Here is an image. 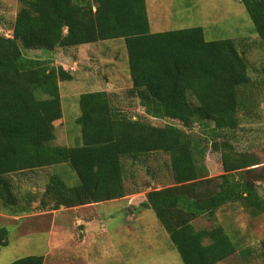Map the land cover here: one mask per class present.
<instances>
[{
	"label": "trees",
	"instance_id": "16d2710c",
	"mask_svg": "<svg viewBox=\"0 0 264 264\" xmlns=\"http://www.w3.org/2000/svg\"><path fill=\"white\" fill-rule=\"evenodd\" d=\"M240 1L264 51V0ZM17 4L10 34H0V202L5 211L17 215L37 203L42 211L122 198L130 166L165 155L172 184L147 191L141 205L153 210L183 264H217L234 254L237 245L222 225L197 229L193 219L214 218L227 202L238 203L252 217L264 214V195L257 190L264 165L229 141V132L249 120L255 107L237 41H207L201 27L151 32L145 0ZM112 39L123 40L132 82L128 92L145 117L120 110L117 94L82 92L76 119L81 144H56L63 118L59 84L73 74L54 56L28 57L22 48L52 52ZM148 117L175 120L181 127L156 126ZM208 151L220 154L223 175L207 177ZM35 173L45 179L42 191H23L15 178ZM7 236L0 226V246L8 244ZM261 249L264 254V239ZM7 264L45 263L42 255H28Z\"/></svg>",
	"mask_w": 264,
	"mask_h": 264
},
{
	"label": "rangeland",
	"instance_id": "374dc122",
	"mask_svg": "<svg viewBox=\"0 0 264 264\" xmlns=\"http://www.w3.org/2000/svg\"><path fill=\"white\" fill-rule=\"evenodd\" d=\"M146 3L152 25L156 22L158 26L155 31L201 27L207 41H237L253 82L246 91L254 93L255 107L249 120H241L237 129L229 132V141L237 151L254 154L260 161L259 165H264V51L244 5L240 0H146ZM17 7V0H0V34H10ZM22 51L28 57L54 56L58 59V55H62L63 58L57 61L69 70L74 68L73 76L83 74L88 76V80L98 79L101 84L109 82L116 86V79H122L121 75L113 74L114 64L119 66L115 69L117 73L121 70L123 74H129L122 39L99 41L67 50L56 48L52 52L24 48ZM79 57L78 64H74ZM102 60L108 63L101 66ZM85 82L65 81L59 84L64 129L57 127L56 144L69 147L81 144L80 128L76 123L80 114L78 96L82 92L95 91ZM128 90L122 99L114 100L116 105L129 112L130 117L135 114L144 116L138 99H134ZM148 120L156 126L168 123L181 127L175 120L149 117ZM196 130L194 125L193 131ZM204 164L208 178L223 175L219 153L208 151ZM15 179L23 191L30 188L36 194H40L45 181L40 173L31 177L30 174L20 175ZM171 184L167 156L150 155L130 166L125 180L128 195L119 199L70 208L50 209L47 206L42 211L38 210L40 206L36 202L31 211L17 215L7 213L0 202V226L8 231V244L0 246V264L28 255L45 256L46 264H183L153 210L141 205L147 191ZM257 190L264 195V179L257 183ZM215 224L222 225L237 245L234 254L217 264H264L261 249L264 214L252 217L238 203L227 202L216 211L214 218L204 214L193 219L197 229ZM83 232L88 240L82 235L84 240L78 241L77 235ZM71 238L76 242L73 246ZM60 258L63 261H59Z\"/></svg>",
	"mask_w": 264,
	"mask_h": 264
},
{
	"label": "crops",
	"instance_id": "0c3cea01",
	"mask_svg": "<svg viewBox=\"0 0 264 264\" xmlns=\"http://www.w3.org/2000/svg\"><path fill=\"white\" fill-rule=\"evenodd\" d=\"M145 5H146V11H147V17H148V22H149V29H150V31L151 32H162V31H155V30H157V28H158V26H156V22H154L153 23V25H152V21H151V19H150V15H151V12L148 10V8H147V3H146V0H145ZM92 44H94V43H92ZM86 45H90V44H86ZM59 57H58V59H55V63L56 64H60V65H62L65 69H68V68H66L63 64H62V62H58L57 60H61V58H63L62 57V55H61V57H60V55H58ZM56 58V57H55ZM79 59H80V57L78 58V60H75L74 61V64H78V61H79ZM114 61H116V59H114ZM98 62H100V61H98ZM119 62V61H118ZM105 63H108V62H105V61H101L100 62V65L101 66H103V65H105ZM115 63V62H114ZM119 66H116V64H114L113 65V67H112V69H113V74L114 75H117V74H119V75H121L122 77V79L121 80H119V79H116L117 80V85L116 86H114L112 83H109V82H106L105 84H101V82L98 80V79H91V80H88L86 77H88V76H84L83 74H81V75H77V76H73V79L71 80V81H75V82H78V84H80V83H82V81H87V82H85V84H87V86H88V84L90 85V86H92V87H94L95 88V91H106V92H108V93H110V94H117L118 96H116L117 98H120V99H122V97H123V94H124V92H126V90L127 89H130L131 88V81H130V74H123V72L120 70L118 73H117V71H115V69L116 68H118ZM70 70H71V73H72V71H75L74 70V68H70ZM81 71H83V73H89V74H91L90 72H88V71H84V70H81ZM76 72V71H75ZM128 73H129V71H128ZM104 78V77H103ZM82 84H84V83H82ZM103 88V89H102ZM60 96H61V93H60ZM58 123H59V125L58 126H62L63 127V123H64V120H63V118L62 119H60L59 121H58ZM63 129H64V127H63ZM65 131V130H64ZM57 137V136H56ZM64 137H65V139H66V131H65V133H64ZM58 145H63L62 143H58ZM126 195H128V194H126ZM125 195V196H126ZM124 196V197H125ZM144 199V198H143ZM115 200V199H114ZM91 204H95V203H91ZM88 205H90V204H88ZM50 211H53V210H50ZM50 211H48V212H50ZM85 225V224H84ZM81 230H82V228H81ZM82 235L84 236V239H85V237H86V235H85V232H83V233H79L77 236H78V238H77V240L78 239H80V240H84L83 238H81L82 237ZM87 238V237H86ZM91 239V238H90ZM76 240V241H77ZM87 240H88V238H87ZM79 241V240H78ZM70 242H71V245L73 246L74 244H76V242L71 238L70 239ZM59 261H63V259H61L60 258V260ZM46 262H47V260H46V257L44 256V263L46 264ZM47 264H49V263H47ZM58 264H61V263H58Z\"/></svg>",
	"mask_w": 264,
	"mask_h": 264
}]
</instances>
